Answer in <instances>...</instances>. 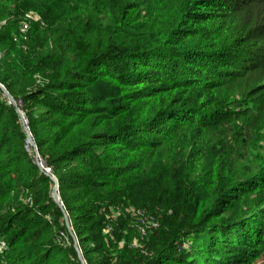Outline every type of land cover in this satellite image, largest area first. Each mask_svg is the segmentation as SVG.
<instances>
[{"label": "trees", "instance_id": "16d2710c", "mask_svg": "<svg viewBox=\"0 0 264 264\" xmlns=\"http://www.w3.org/2000/svg\"><path fill=\"white\" fill-rule=\"evenodd\" d=\"M55 3L0 0L2 56L26 11L57 41L11 44L0 66L50 168L0 89V264H81L64 210L86 264H251L264 252V156L238 179L235 155L264 141V0H67L105 7L103 32L78 14L64 25ZM34 47L57 56L33 63ZM129 203L158 227L138 236Z\"/></svg>", "mask_w": 264, "mask_h": 264}, {"label": "rangeland", "instance_id": "374dc122", "mask_svg": "<svg viewBox=\"0 0 264 264\" xmlns=\"http://www.w3.org/2000/svg\"><path fill=\"white\" fill-rule=\"evenodd\" d=\"M54 1V3L56 4V9H63L64 12L63 14L66 16V22L64 25H69L70 23L72 24H76L77 23V19H74L73 14H78V15H82L83 18H91L92 21L95 22V25H97L98 27V31L99 32H103V27H99L100 25H105V24H111V16L107 13L106 8H98L95 10H92V8L90 9V7L86 8L85 6H81L80 10L76 9V10H71L69 9V5L67 3V0H52ZM19 22V34H11V32L13 31V25L11 24V28L10 30L7 32L8 33V37L9 39H7V46L8 49L5 48L4 51V55L2 56V53L0 54V66L1 68L4 67V59L3 57L6 58V63H9V61H11V57L15 56L16 53V49L14 47H11V44H15L16 46H20V48L22 50H28L29 47L35 45L36 41H38L39 38H44V43H51V45H54L57 43V41L52 38V36L47 35L45 30L42 28H38L35 25L34 21V15L33 13H31V11H26L24 13V15L18 20ZM6 21H1L0 25L5 24ZM96 27V28H97ZM64 34V32H63ZM95 34V33H94ZM92 35H88L86 36L87 39L88 37H91ZM58 39V37L56 38ZM50 45V44H48ZM46 50H48V52H40V48L39 47H34V52L35 55H33V58L31 59L33 63L37 62V59L39 58H44L47 55H53V56H57L54 55L53 52L50 48L47 49L46 47H44ZM33 49V47L31 48ZM18 63H20V60H17ZM234 133L231 132L230 134H227V137H233ZM217 137V132L216 131H208L206 133V145H211L214 143V141L216 140ZM26 146L27 148H31L28 144H29V140H27L26 142ZM177 153L178 152H173L171 153V160H177ZM236 160H235V177H238V179L242 176L240 175H244V172H246L248 169V167H254L260 163H262V158L264 156V141L261 143V148L257 149V150H253L250 146H249V140L247 138L246 140V144H242L239 145V147H237V152H236ZM44 170V169H43ZM195 174H192V172H189V170L185 171L183 174V179L185 181V183L187 184V186H191L192 185V181L194 178ZM234 177V178H235ZM130 204V203H129ZM121 207L119 206H115L112 210L113 215L116 216V214H118V212H120ZM126 210L130 213L131 217H132V221L135 222L136 224V233L137 235L143 237L146 236L148 234H150L153 231L152 228V223L157 222L159 225V218L158 216L154 213V211H151L149 209V207H144L141 208L139 206L136 205H132L130 204ZM154 213V214H153ZM69 218V217H68ZM67 229L68 231H70V233L74 235L73 232V228L71 226L70 223V218H69V225L67 224ZM109 227V226H108ZM143 228V229H142ZM110 229V227L108 228ZM142 231H144V234H142ZM133 245L135 246H141L142 242L141 241H133ZM251 264H264V252H262Z\"/></svg>", "mask_w": 264, "mask_h": 264}, {"label": "water", "instance_id": "95a60500", "mask_svg": "<svg viewBox=\"0 0 264 264\" xmlns=\"http://www.w3.org/2000/svg\"><path fill=\"white\" fill-rule=\"evenodd\" d=\"M0 89L2 90V92L4 93V95L7 97V99L9 100V102L14 106L18 116H19V119L23 125V128L26 132V135H27V138L29 140V146L32 148V151L34 153V156H33V160L34 162L39 166L40 169H43V161L42 159L40 158L39 156V153H38V149H37V145L32 137V134L29 130V127H28V120L27 118L25 117L23 111L20 109L17 101L13 98V96L8 92V90L6 89V87L0 83ZM51 178L52 180L54 181V186L52 188V197L54 199V201L61 207H63V203L61 201V198H60V195H59V182L57 180V178L54 176V175H51ZM65 212V217H66V222L67 224L69 225V216H68V213L64 210ZM74 239H75V248L78 252V255H79V259L81 261V264H86L83 256H82V253L79 249V246H78V242L76 240V237L74 236Z\"/></svg>", "mask_w": 264, "mask_h": 264}, {"label": "built area", "instance_id": "2783aa9c", "mask_svg": "<svg viewBox=\"0 0 264 264\" xmlns=\"http://www.w3.org/2000/svg\"><path fill=\"white\" fill-rule=\"evenodd\" d=\"M43 169H44V171H45L47 174L50 173V168H49V167L43 165ZM156 227H158V223H157V222L152 223V228L154 229V228H156ZM142 229H143V228H142ZM142 234H144V231H142Z\"/></svg>", "mask_w": 264, "mask_h": 264}]
</instances>
